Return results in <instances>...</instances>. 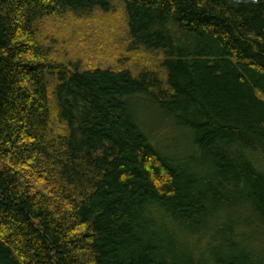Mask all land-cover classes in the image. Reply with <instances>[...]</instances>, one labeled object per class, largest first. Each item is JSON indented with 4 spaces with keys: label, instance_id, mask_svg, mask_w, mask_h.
<instances>
[{
    "label": "trees",
    "instance_id": "1",
    "mask_svg": "<svg viewBox=\"0 0 264 264\" xmlns=\"http://www.w3.org/2000/svg\"><path fill=\"white\" fill-rule=\"evenodd\" d=\"M0 264H264V0H0Z\"/></svg>",
    "mask_w": 264,
    "mask_h": 264
},
{
    "label": "rangeland",
    "instance_id": "2",
    "mask_svg": "<svg viewBox=\"0 0 264 264\" xmlns=\"http://www.w3.org/2000/svg\"><path fill=\"white\" fill-rule=\"evenodd\" d=\"M116 5H117V8L121 5V2L120 1H118V2H116L115 4H114V7H113V9L114 10H116L117 8H115L116 7ZM119 9V8H118ZM117 9V10H118ZM113 10V11H114ZM111 15L112 14H109V15H103V14H100V15H97V16H99L101 19H103V17L104 18H110L111 17ZM113 19H115V17H112ZM123 20V19H122ZM91 55H94V52H93V49L91 50ZM122 64H126V62H121ZM121 63H119L120 65H122ZM125 67H128L130 70H131V72L134 74V75H136V74H138L140 71H141V66L137 63V61H135V59L130 63V64H126V66ZM104 68V67H103ZM145 121V119L144 120H142V122L143 123H146V122H144ZM147 121L148 122H154L153 120H152V118H151V116L149 115L148 116V118H147ZM164 124L162 123L161 125H160V128L163 126ZM157 125H155L154 126V132H153V135L155 134V133H157L156 131H157ZM166 133V134H165ZM158 134V133H157ZM157 134H156V136H157ZM164 136H171V135H174V136H176V133L175 132H166V131H164Z\"/></svg>",
    "mask_w": 264,
    "mask_h": 264
}]
</instances>
